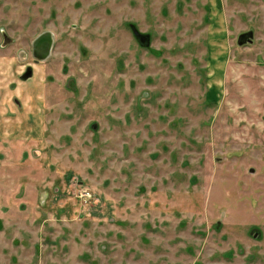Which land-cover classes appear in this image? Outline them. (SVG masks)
<instances>
[{"label":"rangeland","instance_id":"1","mask_svg":"<svg viewBox=\"0 0 264 264\" xmlns=\"http://www.w3.org/2000/svg\"><path fill=\"white\" fill-rule=\"evenodd\" d=\"M0 264H264V0H0Z\"/></svg>","mask_w":264,"mask_h":264},{"label":"bare ground","instance_id":"2","mask_svg":"<svg viewBox=\"0 0 264 264\" xmlns=\"http://www.w3.org/2000/svg\"><path fill=\"white\" fill-rule=\"evenodd\" d=\"M50 44L49 38L46 36L41 37L38 41L35 42V52L38 54L45 55L47 53V48Z\"/></svg>","mask_w":264,"mask_h":264},{"label":"built area","instance_id":"3","mask_svg":"<svg viewBox=\"0 0 264 264\" xmlns=\"http://www.w3.org/2000/svg\"><path fill=\"white\" fill-rule=\"evenodd\" d=\"M80 197L81 199L86 200L87 198H89V193L86 190L81 191Z\"/></svg>","mask_w":264,"mask_h":264}]
</instances>
